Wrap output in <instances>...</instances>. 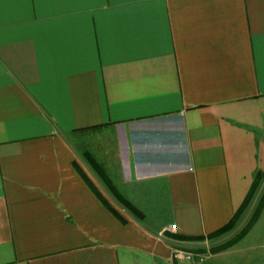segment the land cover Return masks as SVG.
I'll return each mask as SVG.
<instances>
[{
	"label": "crops",
	"instance_id": "crops-1",
	"mask_svg": "<svg viewBox=\"0 0 264 264\" xmlns=\"http://www.w3.org/2000/svg\"><path fill=\"white\" fill-rule=\"evenodd\" d=\"M263 169L264 0H0V264H194Z\"/></svg>",
	"mask_w": 264,
	"mask_h": 264
},
{
	"label": "rangeland",
	"instance_id": "rangeland-1",
	"mask_svg": "<svg viewBox=\"0 0 264 264\" xmlns=\"http://www.w3.org/2000/svg\"><path fill=\"white\" fill-rule=\"evenodd\" d=\"M263 194L264 179L252 203L243 212L238 225L232 231L211 239L204 236L200 240H191L196 243L187 245L188 248L181 244L175 248L191 253V261L194 264H255L264 261V206L257 219L258 222L253 224V228L251 227L253 231L247 235L250 228L247 233L238 238V234L245 227ZM135 204L148 215L145 223L153 224L155 218H151L150 215L157 213L150 211L151 204L146 202H135ZM117 206L125 213L128 212L123 203L117 202Z\"/></svg>",
	"mask_w": 264,
	"mask_h": 264
},
{
	"label": "trees",
	"instance_id": "trees-1",
	"mask_svg": "<svg viewBox=\"0 0 264 264\" xmlns=\"http://www.w3.org/2000/svg\"><path fill=\"white\" fill-rule=\"evenodd\" d=\"M263 179H264V169L263 170H256L254 173V176H253L252 185H251L244 201L242 202L240 207L236 210V212L234 213L232 218L225 225H223L220 228H218L217 230L207 234L206 237L211 239V238L226 234V233L232 231L238 225V221L240 220L243 212L252 203L255 195L257 194V192H258V190H259V188L263 182ZM123 205L131 213H133L137 216H142L141 212L133 204H131L127 201H123ZM263 206H264V194L260 197V199L257 203V206L253 210L252 215H251L250 219L248 220V222L246 223L245 227L238 234V238L242 237L245 233H247L248 230L257 221V219L259 218V215L262 211ZM109 208H111V207H109ZM111 210L115 216H117L121 221H124L121 218V216H119L112 208H111ZM182 238L189 239V240H200V239H203L204 236H192V237H182Z\"/></svg>",
	"mask_w": 264,
	"mask_h": 264
},
{
	"label": "built area",
	"instance_id": "built-area-1",
	"mask_svg": "<svg viewBox=\"0 0 264 264\" xmlns=\"http://www.w3.org/2000/svg\"><path fill=\"white\" fill-rule=\"evenodd\" d=\"M175 228H176L175 225H171L169 227L170 230H175ZM172 258L178 263H182V262L185 263L191 261L192 256L191 253L189 252H185L181 249L175 248L172 253ZM200 261H202V258H200Z\"/></svg>",
	"mask_w": 264,
	"mask_h": 264
}]
</instances>
